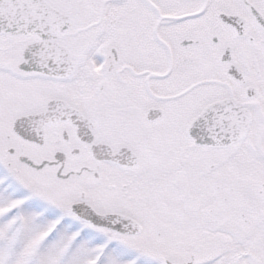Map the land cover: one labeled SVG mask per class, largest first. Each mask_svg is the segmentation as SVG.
I'll list each match as a JSON object with an SVG mask.
<instances>
[{"label":"snow or ice","instance_id":"snow-or-ice-1","mask_svg":"<svg viewBox=\"0 0 264 264\" xmlns=\"http://www.w3.org/2000/svg\"><path fill=\"white\" fill-rule=\"evenodd\" d=\"M0 264H264V0H0Z\"/></svg>","mask_w":264,"mask_h":264}]
</instances>
